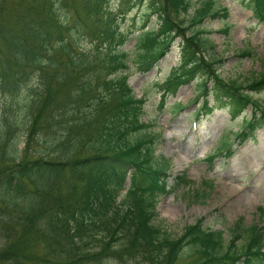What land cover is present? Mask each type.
Masks as SVG:
<instances>
[{
  "label": "trees",
  "instance_id": "1",
  "mask_svg": "<svg viewBox=\"0 0 264 264\" xmlns=\"http://www.w3.org/2000/svg\"><path fill=\"white\" fill-rule=\"evenodd\" d=\"M192 2L149 0L146 20L154 15L160 25L141 29L129 54L121 51L130 38L121 25L131 0L127 11L110 0H0V90L16 99L40 84L25 120L3 107L0 264H264L257 225L238 249L240 225L227 245L203 220L178 239L152 224L158 197L169 193V166L154 162L161 136L142 121L145 100L128 84L129 63L148 73L182 36L181 64L162 89L174 94L201 75L198 115L218 105L236 120L250 109L240 144L264 129V106L253 96L264 92V75L241 83L218 73L200 26L220 13L210 15L209 3L193 10ZM247 6L264 24V0ZM187 22L199 24L188 37ZM227 144L217 155H232Z\"/></svg>",
  "mask_w": 264,
  "mask_h": 264
},
{
  "label": "rangeland",
  "instance_id": "2",
  "mask_svg": "<svg viewBox=\"0 0 264 264\" xmlns=\"http://www.w3.org/2000/svg\"><path fill=\"white\" fill-rule=\"evenodd\" d=\"M205 1L211 2L210 15L216 11L221 14L216 19L208 18L203 25L202 29L208 33L204 38L215 47L214 52L205 53L206 58L214 59L218 73L226 80L249 83L262 77L264 24L254 18L245 0H194V3L198 7ZM122 4L127 11L129 0H110V8L118 9ZM131 4L136 6L121 25V31L130 36L121 51L129 54H133L136 35L144 26L159 27L154 15L149 22L146 20L149 0L142 3L131 0ZM180 43L182 40L178 39L151 72L144 74L133 66L128 72L134 94L146 100L144 123L154 124L152 134L161 135L156 158L162 161L160 165H169L170 191L158 197L152 224L178 239L188 227L203 219L205 228L225 233L227 245L240 225L237 246L241 248L247 242L250 226L264 228V129L257 132L255 139L240 144L236 137L244 119L251 116L250 109L237 120H231L226 109H216L218 105H214L215 111L198 115L203 103L195 102L201 87L196 80L180 87L178 93L169 97L161 107L162 93L158 85L179 66ZM79 45L81 49H91L89 42L80 41ZM247 50L251 55L243 57ZM197 80L201 81L200 78ZM39 85L37 82L38 89ZM36 87H24L16 99L0 90V121L3 120V107H12V112L17 111L19 118L25 120L23 110L34 97ZM253 96L264 106V92ZM177 106L184 107V110ZM7 115L11 117L13 114ZM226 141L233 144L232 155H216L220 147L222 150L228 145ZM19 148L22 149L23 144ZM129 186L130 181L126 187Z\"/></svg>",
  "mask_w": 264,
  "mask_h": 264
},
{
  "label": "bare ground",
  "instance_id": "3",
  "mask_svg": "<svg viewBox=\"0 0 264 264\" xmlns=\"http://www.w3.org/2000/svg\"><path fill=\"white\" fill-rule=\"evenodd\" d=\"M172 215V214H171Z\"/></svg>",
  "mask_w": 264,
  "mask_h": 264
}]
</instances>
